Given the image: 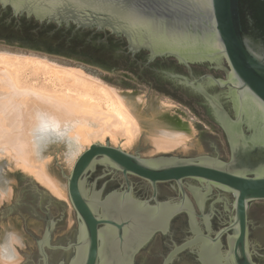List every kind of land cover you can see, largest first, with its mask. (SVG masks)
I'll return each mask as SVG.
<instances>
[{"label": "water", "instance_id": "1", "mask_svg": "<svg viewBox=\"0 0 264 264\" xmlns=\"http://www.w3.org/2000/svg\"><path fill=\"white\" fill-rule=\"evenodd\" d=\"M0 19L5 23L33 19L45 27L53 25V32L61 31L69 38L79 36L98 45L107 40L96 39L86 31L110 32L125 39V45L112 42L115 56L91 59L92 63L82 56L80 63L123 76L184 104L220 137L230 157L229 162L208 156L147 160L109 145L108 140L90 145L64 177L69 201L81 223L78 243L72 246L76 253L69 264H144L145 255L139 251L147 240L158 231L166 233L174 216L194 214L183 188L188 179L219 185L234 195V200L228 197L234 214L228 226L213 240L196 227L198 235L217 249L221 237L228 235L229 250L225 257L219 254L226 264H264V0H0ZM142 51L146 52L140 60L147 61V66L155 62L161 71L184 77L188 76L186 70L168 57L189 71L193 64L195 75L209 68L195 63H216L223 68L227 63V78L222 72H213L223 80L211 75L191 81L179 77L204 98L221 127L197 105L199 99L181 91L166 93L167 85L160 78L128 57ZM168 60L174 62L169 64ZM206 80L230 93L235 119L225 110L234 114L229 101L221 103L218 90L212 95L205 89ZM98 164L121 172L128 186V175L150 181L155 196L157 183L176 182L183 198L178 204L156 201L155 208L134 198L130 190L114 191L103 199L100 187L104 180L95 186L97 174L89 181L85 178ZM19 174H9L6 161L0 163V264H41L39 255L49 264L44 250L49 246L48 238L39 243V254L34 247L39 237L21 236L19 241L17 235L33 228L32 216L41 213L40 204L50 207L56 217L67 215V206L55 203L33 177ZM195 243L192 240L176 247L165 264ZM200 256L204 264H222L214 248L206 244ZM69 258L67 255L65 261Z\"/></svg>", "mask_w": 264, "mask_h": 264}, {"label": "bare ground", "instance_id": "2", "mask_svg": "<svg viewBox=\"0 0 264 264\" xmlns=\"http://www.w3.org/2000/svg\"><path fill=\"white\" fill-rule=\"evenodd\" d=\"M142 105V98L131 102L81 69L0 53V160L65 200L52 147L61 146L71 169L83 150L107 140L130 148L143 135L154 153L185 150L190 136L173 125L174 106L161 102L144 116Z\"/></svg>", "mask_w": 264, "mask_h": 264}, {"label": "flooded vegetation", "instance_id": "3", "mask_svg": "<svg viewBox=\"0 0 264 264\" xmlns=\"http://www.w3.org/2000/svg\"><path fill=\"white\" fill-rule=\"evenodd\" d=\"M87 32V31H86ZM92 36H96V39L105 38L110 43L113 42L115 45L126 44V40L116 38L111 35L110 32L108 34L104 33H94L89 32ZM146 51H142L137 54L135 57L128 56L130 60H132L135 64H140L145 67L153 77H158L161 81L166 84L165 92L168 94H173V92L181 91L191 97H195L199 99L200 103L197 105L200 106L204 111L208 114L210 119L217 125L220 126L219 121L214 116V111L210 109V107L206 104L204 98L197 92H195L191 87L187 86L183 80L179 77L186 78L191 81L193 79H200L201 77L211 75L216 79L223 80L219 77H216L213 72L219 71L227 75L225 73V69L228 68L227 63H225V68L217 66L216 63L209 64L208 62L195 63V64H207L209 68L207 72H203L200 75H195L194 70L191 64V71H189L183 64H181L177 59L168 57L169 59H173L179 66L183 67L187 72V77L173 74L169 72L161 71L155 65V62L150 65H146V62L140 60V56L142 53ZM148 53V52H147ZM149 54V53H148ZM160 59V58H159ZM167 59V58H165ZM148 60V59H147ZM163 60V59H160ZM168 60L169 64H172L174 61ZM168 74H171L177 78H172ZM226 80V79H224ZM205 89L208 90L212 95L215 90H218L220 93L218 94V99L221 101H229L232 106V112L225 110L229 113L232 119L236 118V114L234 111V105L232 103L230 93L225 90L222 91L216 86L213 81L206 80ZM217 96V95H214ZM221 127V126H220ZM225 134V132H224ZM225 137L227 138L226 134ZM95 177V186L99 184L101 180H104V183L100 187L102 190V198L104 199L108 194L117 191V192H125L131 191L134 198L140 200L142 203L147 204L146 206L154 207L156 206V201L159 203H169V204H178L181 202L183 195L179 189V186L176 182H161L156 184V196L154 193L153 185L150 181L134 176L128 175L129 186L123 176V174L119 171H112L109 168H106L103 165L98 164L94 171H90L85 176L86 180L89 181L92 179L94 175ZM31 178V177H30ZM36 184L42 189L46 190L47 193L49 191L45 189L43 186ZM183 188L186 193L187 199L191 204V207L194 210V214L191 215L188 212H182L176 216H174L169 225L166 233L161 231L156 232L147 242L142 246L139 251V254L145 255L144 264H165L168 256L175 250L176 247L183 245L188 241L195 240L196 243L192 247L186 248L184 251L179 253L177 257L170 264H204L201 261L200 251L204 244L214 248L218 255V260L222 264H226L220 258L221 254L223 257L226 256L229 250V242L228 235H224L221 237L220 242L217 247L212 244V242L208 241L205 238H202L195 231L196 227H199L202 234L207 237L209 236L211 240L217 237V234L228 226L231 217L233 214V207L228 197H232L234 200V195L229 193L224 188L220 187L216 184H207L205 182H200L198 180L188 179L184 180ZM50 194V193H49ZM55 203H60L63 201L62 199H58L50 194ZM155 196V199H154ZM74 210V209H73ZM40 211L36 215H33V228L29 230L23 229V234H18L17 238L20 241L21 236L26 239L36 238L34 240V247L40 254V246L39 243L44 239L48 238L49 246H45L44 250L48 256L49 264H69L71 259L74 257L76 253V249L74 246L78 243V238L80 235L81 223L77 217L75 212V217L68 220L67 215L60 214L59 216H52L51 208L47 206H42L40 204ZM248 221H249V210H248ZM197 223V224H196ZM64 225V227H62ZM249 233L250 236V223H249ZM103 228V226L99 227ZM210 229V230H208ZM39 235V236H38ZM182 236V237H181ZM8 242V241H7ZM205 242V243H204ZM7 244V243H6ZM5 243L3 246L6 245ZM25 244V242L23 243ZM70 247V248H69ZM26 249L30 248L29 246L25 247ZM63 248H69L65 250ZM70 255L69 262L65 261V257ZM40 261L43 263V258L41 255ZM254 260V258H253ZM255 261V260H254ZM24 263V261H23ZM21 263V264H23Z\"/></svg>", "mask_w": 264, "mask_h": 264}, {"label": "rangeland", "instance_id": "4", "mask_svg": "<svg viewBox=\"0 0 264 264\" xmlns=\"http://www.w3.org/2000/svg\"><path fill=\"white\" fill-rule=\"evenodd\" d=\"M0 53L16 56H31L45 60L47 62L55 63L56 65L61 67L81 69L86 74L98 79L100 83L105 85L106 87L115 89L120 94L122 93V95L127 100H131V102L135 101L139 97L142 98V102L144 103V105H142V107H140L139 109L142 110L141 113L144 116H149L152 106L156 107L158 104H161V102H165L171 106L173 105L175 108V112H169L171 113L170 117L175 118V122L173 123V125H175L176 129L182 130L185 133L188 132L187 134L190 136L189 144L185 150L180 149L171 153H154L152 145L143 137V135H141V137L130 148H121L119 145H113L108 140L109 145L113 147H120L125 152L133 155H139L141 158L147 160L159 158L161 156L177 157L178 159H193L201 156H208L211 158L219 159L222 162L230 161L229 154L220 137L203 120H201L194 112H192L191 109L166 95L158 93L142 84L134 82L123 76L108 73L80 62L73 63L72 60L51 55H44L34 51L22 52L20 54L18 52V54L5 52ZM169 113H167L168 117ZM53 140L54 136H51L49 141ZM106 143L107 141L104 144ZM49 152L52 157V168L56 172L57 179L60 181L61 185L66 191L67 199H62L63 201L61 202L66 204L67 208L65 209V212L68 217L67 219L71 220V218L75 217V212L69 201L67 180L64 178L66 175H69L71 167L70 164L65 163V159L62 158L64 151L62 150L61 146L52 147ZM3 161H6V169L9 174L20 175L19 172H13L10 169V165L6 159H1L0 163Z\"/></svg>", "mask_w": 264, "mask_h": 264}, {"label": "trees", "instance_id": "5", "mask_svg": "<svg viewBox=\"0 0 264 264\" xmlns=\"http://www.w3.org/2000/svg\"><path fill=\"white\" fill-rule=\"evenodd\" d=\"M52 27L53 25H40L33 19H20L11 23L0 19V52L20 54L37 51L44 55L68 58L73 63L82 61V56L87 58L84 61L92 63L91 59L116 55L112 52L114 46L110 41L100 45L96 42L87 43L79 36L69 38L61 31L53 32Z\"/></svg>", "mask_w": 264, "mask_h": 264}]
</instances>
